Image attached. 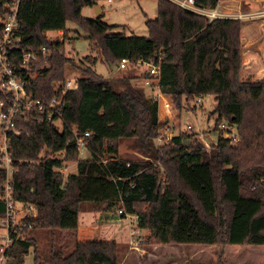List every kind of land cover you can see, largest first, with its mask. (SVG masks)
I'll return each instance as SVG.
<instances>
[{"label":"trees","instance_id":"trees-1","mask_svg":"<svg viewBox=\"0 0 264 264\" xmlns=\"http://www.w3.org/2000/svg\"><path fill=\"white\" fill-rule=\"evenodd\" d=\"M156 1L158 16L147 22L149 37L142 38L114 33L102 16L84 18L82 10L96 7L98 0H22V46L48 49L33 65L38 74L28 92L50 103L69 67L82 77L63 97L61 131L52 123L30 122L24 136L12 137L15 199L37 208L36 230L74 234L81 205L89 203L100 207L98 212L135 217L138 228L160 245L215 247L221 263L227 248L261 247L257 251L264 253V81L240 79L241 20L210 21L172 0ZM194 1L207 11L219 5V0ZM5 11L0 0V15ZM68 23L88 35L99 60L89 56L76 64L65 57L63 44L47 39L49 32L67 35ZM123 59L160 66L157 84L147 87L171 96L180 112H196V98L214 97L215 125H228L237 140L215 130L218 141L210 148L199 134L188 132L161 141L174 129L160 121L174 114L171 101L162 107L161 100L159 117V102L135 84L154 76L105 78L94 70L99 62L118 66ZM75 132L91 134L89 159L80 158ZM123 140L134 141L143 158L120 155ZM69 162L77 164V174L65 179L62 170ZM5 179L0 171V188ZM5 215L0 202V218ZM14 247L18 254L9 264H25L33 241L18 240ZM118 249L115 242L85 241L70 254L59 251L43 260L35 249L34 264H118Z\"/></svg>","mask_w":264,"mask_h":264},{"label":"rangeland","instance_id":"rangeland-1","mask_svg":"<svg viewBox=\"0 0 264 264\" xmlns=\"http://www.w3.org/2000/svg\"><path fill=\"white\" fill-rule=\"evenodd\" d=\"M233 1L230 0L229 4H233ZM98 4L104 8L103 11L105 12V16H102V21L114 26V33H120L128 37H149L147 22L156 19L158 16V3L156 0H99ZM221 4L222 7H225L226 0L225 2L221 1ZM82 16L92 20L100 17L94 8H84ZM67 28V35L64 31L50 32L49 34L47 33L46 37L51 42L57 40L60 44H63L62 52L65 57L73 60L76 64L89 56L100 59L96 53L97 51L92 49L88 35L72 23H68ZM143 69H146V67ZM94 70L105 78L125 77L127 74H138L140 72L133 66H128L127 69L121 70L115 65L108 66L101 62L97 63ZM66 77L68 80L75 81L79 80L82 75L80 71L69 67ZM154 84L156 85L157 82H154ZM136 87L145 91L147 95L156 98L159 102L160 116L161 100L157 94V88L155 87L154 90V88L146 87L141 82L137 83ZM165 100L168 102L169 98L165 97ZM165 104V101H163L161 106L165 107ZM171 104L174 114L170 116L171 121L168 122L170 123V128L174 129L167 134H162L164 142L168 141L166 139L168 134H172L174 137L180 133L188 132L199 134L202 139L200 142L206 148L217 144L218 133L215 132L216 116L213 115L216 109L214 97H206L202 109H196V112L192 110L180 112L176 109L173 101H171ZM166 117V115L162 116L160 120H164ZM188 126H191L194 131H188ZM58 129L62 130L61 123H58ZM233 134L236 135V132L234 131ZM161 144L164 143L156 142L157 146ZM119 152L123 157L143 158L142 153L135 148V143L132 140L121 141ZM44 156H46V152H43L41 157ZM79 156L81 159L90 158L87 150H82ZM64 166L65 168L62 172L65 179L70 174H77L76 163L69 162L64 164ZM81 207L82 212L79 215L78 230L74 234L69 235L60 230L18 229V234L20 235L17 238L19 240H32L34 244V248L30 249L29 255L23 257L25 264H34L35 249L43 260L59 251L70 254L77 243L92 240L115 242L119 246L117 254L118 264H264V253L257 251V249H263L261 247H249L237 251L227 248L224 251V255H226L225 262L221 263L218 254L222 252L215 247L160 245L151 237L150 232L138 228L135 217L128 216L122 219L120 212L117 210L111 213L98 212L97 210H100V207L89 203L82 204ZM23 214L24 210L17 212L15 216L17 223H21ZM1 231L2 228L0 226V235H5ZM14 246L15 243L13 242L8 247L5 259L1 264H9L13 260L14 255L18 254V249Z\"/></svg>","mask_w":264,"mask_h":264},{"label":"built area","instance_id":"built-area-1","mask_svg":"<svg viewBox=\"0 0 264 264\" xmlns=\"http://www.w3.org/2000/svg\"><path fill=\"white\" fill-rule=\"evenodd\" d=\"M6 11L0 15V29L2 37L0 39V95L3 98L0 100V171L6 173L5 183L0 188V202L6 205V215L0 218V226L2 233L0 235V264L4 261L8 247L19 239L17 236L18 229L23 230L35 229L32 220L38 217V210L32 204H23L15 199L14 190V168L10 156V144L12 137L24 136L25 126L30 122L52 123L58 128V123L62 120L60 117V109L63 106V97L69 90H74L77 87V80H66L64 85H56L57 96L50 103H43L36 100L34 96L28 92L27 87L31 81L36 78L38 68L33 67L40 60L41 56L47 57L48 49L46 47L40 50L34 48H24L22 46V35L20 23L18 19L20 4L22 0H4ZM182 8L203 15L210 21L223 18L224 16L215 10L207 11L199 9L195 5L194 0L179 1L175 0ZM264 16V12L262 13ZM62 35V34H60ZM53 43H60L57 40ZM47 60V58H46ZM128 66L135 68L146 67L145 72H149L154 76L153 81H145L146 85L151 82H157L160 76V66L145 64L142 61L132 65L129 60L123 59L117 66L121 70L127 69ZM205 97H198L195 100L197 110L202 109ZM54 116L57 119L54 120ZM167 122L171 121L170 117H166ZM187 130L193 132L191 126ZM215 130L225 132V137L234 138L236 136L233 130L228 125H217ZM231 131V133L229 132ZM77 147L79 153L82 150H87L86 139L91 136L90 133L78 135ZM172 134H168L166 139L170 141L173 138ZM163 138L161 139V141ZM33 164V161H27ZM24 210L21 223H17L15 216L17 212Z\"/></svg>","mask_w":264,"mask_h":264},{"label":"crops","instance_id":"crops-1","mask_svg":"<svg viewBox=\"0 0 264 264\" xmlns=\"http://www.w3.org/2000/svg\"><path fill=\"white\" fill-rule=\"evenodd\" d=\"M221 1L225 2V0H219V5L215 11L222 14L223 18L238 19L242 23L241 81H264V16L262 15L264 12V0H234L233 4H229L230 0H226L225 7H222ZM97 8L100 10L99 15L105 16L104 8L99 4L94 7L95 10ZM143 68H136L140 71L138 74H127L125 77L139 78L146 71ZM139 82L144 83L147 87L144 80H139L135 83ZM157 94L160 100H162L163 96H166L172 101L170 96L163 95L160 91ZM160 121L161 123H166L167 119Z\"/></svg>","mask_w":264,"mask_h":264},{"label":"water","instance_id":"water-1","mask_svg":"<svg viewBox=\"0 0 264 264\" xmlns=\"http://www.w3.org/2000/svg\"><path fill=\"white\" fill-rule=\"evenodd\" d=\"M96 12H97V14L99 15V13H100V10H99V8H97V9H96Z\"/></svg>","mask_w":264,"mask_h":264},{"label":"bare ground","instance_id":"bare-ground-1","mask_svg":"<svg viewBox=\"0 0 264 264\" xmlns=\"http://www.w3.org/2000/svg\"><path fill=\"white\" fill-rule=\"evenodd\" d=\"M162 99L167 103V101L165 100V97L163 96ZM171 116V115H170Z\"/></svg>","mask_w":264,"mask_h":264}]
</instances>
